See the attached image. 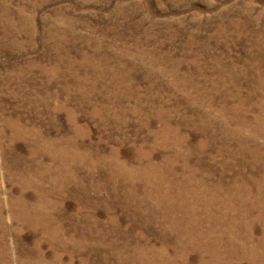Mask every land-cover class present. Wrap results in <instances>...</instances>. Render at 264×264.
<instances>
[{
	"label": "rangeland",
	"instance_id": "obj_1",
	"mask_svg": "<svg viewBox=\"0 0 264 264\" xmlns=\"http://www.w3.org/2000/svg\"><path fill=\"white\" fill-rule=\"evenodd\" d=\"M261 110L264 0H0V144L26 157L38 142L45 170L28 184L0 167V264H253L264 256V190L163 247L127 166L150 163L162 192L187 166L223 187L238 175L264 183L261 138L251 150L261 159L225 170L218 142L185 156L200 120L238 127ZM22 126L34 137L8 144ZM38 131L70 144L34 140Z\"/></svg>",
	"mask_w": 264,
	"mask_h": 264
},
{
	"label": "bare ground",
	"instance_id": "obj_2",
	"mask_svg": "<svg viewBox=\"0 0 264 264\" xmlns=\"http://www.w3.org/2000/svg\"><path fill=\"white\" fill-rule=\"evenodd\" d=\"M13 121H15V123L20 126L18 121L16 120H13ZM22 127L23 129H20V131H17L16 135H13L6 140L8 144L9 143L12 144V142L15 139H19V138L25 139L26 137H30V138L34 137V132H36L34 128L29 127V126H22ZM0 131H1L0 138L2 139L3 137L4 139L5 133L3 132V130H0ZM176 132H178V130H176ZM196 132L200 134L201 139L197 141V144L195 145V148L197 147L196 149L193 150V148H191V150L187 151L188 155L184 153L185 156H187L186 159L190 155H192L191 154L192 152L203 153L205 150L204 144L207 141H209V142H218L220 144V149L217 150V154L219 156H225L227 154L228 158L227 159L223 158V160L221 161L223 165L222 168L224 170L231 168V165H233V162H232L233 158H236V157L237 159L243 160L245 162H248L251 159L259 160L261 159L260 157L261 155L259 156V154L254 153L255 151L259 152L258 149L254 150L255 149L254 146L255 147L258 146L260 142L259 138H261V141L264 144V110H261L260 115L256 116L254 119L250 121L240 122L238 124V127L237 126L233 127L232 123L227 122L225 119H223L222 121H216V120L207 121L206 120V122L204 120H200V122L197 123L196 125ZM37 134L40 138L37 137V139H34V140H37V141L43 140L50 146H57V145L61 146L66 143L70 144L66 139H63L62 137L58 139L57 138H45L41 136L39 131ZM27 143H28V146H27L26 157H21L17 154H14L13 151L11 150L9 151L5 149V147H3L2 144H0V167L6 171V175L8 177H11V176H12L11 178L18 177V178L24 179L29 184L30 183L28 181L29 179H31L32 177H36V176L40 177L41 174H43V171L45 170L42 169L41 158L36 157L34 154L36 152L35 147H37L36 143L38 142L34 144L30 141H27ZM233 145L239 146V150H235L232 147ZM251 150H253L254 152H251ZM261 152L262 154H264V149H261ZM88 155L90 154L88 153ZM90 158L92 159V157ZM146 159L149 160L150 155L146 156ZM210 159L215 160L214 155L210 156ZM149 164L150 163H147V165L145 163L142 164L141 161L139 160L136 167L134 168L129 167V166L127 167L131 170V172L134 173V175L132 173L130 174L132 175V180L130 181L133 183H138V184L143 185V192L145 194V195L143 194L144 198H147V200L150 199L151 202L154 204V205H149L146 207H147V210L152 208L156 214H154L152 219H149V220L143 219L142 223L144 224V223L150 222L152 225H154L155 227L159 229V232L154 234L155 235L154 237L158 241L159 245L163 247L174 248V245H172L174 234L180 235V237L182 236V237H186L187 239H190L192 237L191 232L196 230L195 228L196 226L203 225L202 229L204 230L205 225H209L211 223H221L222 219L217 221L215 220L216 217H213V215L221 214L218 211L222 209L221 207H225L226 205H228L232 209H234L235 207L246 209L244 207L247 205L248 206L251 205L253 202V196L255 195L254 194L255 191L252 193L253 189L256 190V192L258 193L261 191L263 192L264 190V183L262 180L261 181L258 180L260 182H258L257 184L256 183L247 184V182H244L245 180L241 181L242 180L241 175H238L239 180L238 179L236 180L235 186L232 185V183L228 185L227 187H223V185H220V184L215 185V183L210 182V179L206 178L208 177V175L205 172H209V169L202 171L201 168H198V167L191 168L190 166H187L185 167V169H186L188 178L185 180H180L181 182L178 181L177 183H175L172 187L169 188L168 192H164V191L162 192L160 190V186L158 185L157 178L155 176L150 177L151 173H148V171L150 172L152 171L149 168L150 166ZM124 166L126 165H123V167ZM154 172H157V168H154ZM255 178L257 179L258 177H255ZM262 178L264 180V176H262ZM234 187L237 189H234ZM209 195H213V197L207 198L209 197ZM154 199L157 200V203L153 201ZM224 199H225V203H224ZM142 202L144 205L147 204L146 201L145 202L142 201ZM136 206L138 205L136 204ZM214 210L216 211L212 213ZM167 234H169L170 237L166 239ZM154 252L158 253L157 247L155 245H153L152 247L140 246L136 248L134 254L137 255L139 259H141L146 254H152ZM258 252L255 255H253V258L255 256L253 264H257V263L264 264V256L259 255ZM257 256H259V259H258V262H255V259L257 258ZM138 262L143 263L142 261H138ZM125 263L126 262H121L119 264H125Z\"/></svg>",
	"mask_w": 264,
	"mask_h": 264
}]
</instances>
